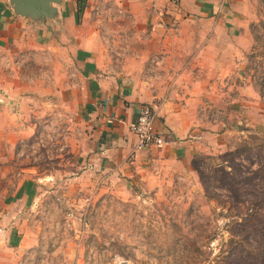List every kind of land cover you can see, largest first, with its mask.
Here are the masks:
<instances>
[{
    "label": "rangeland",
    "instance_id": "obj_1",
    "mask_svg": "<svg viewBox=\"0 0 264 264\" xmlns=\"http://www.w3.org/2000/svg\"><path fill=\"white\" fill-rule=\"evenodd\" d=\"M224 4L240 29L217 17L216 37L247 42L216 58V134L153 190L125 194L120 181L86 173L89 129L51 98H20V117L1 113L0 209L29 182L40 197L25 217L35 242L22 264H264V0H221L219 14ZM12 52L17 76L36 88L41 66ZM42 69L51 87V61Z\"/></svg>",
    "mask_w": 264,
    "mask_h": 264
},
{
    "label": "crops",
    "instance_id": "obj_2",
    "mask_svg": "<svg viewBox=\"0 0 264 264\" xmlns=\"http://www.w3.org/2000/svg\"><path fill=\"white\" fill-rule=\"evenodd\" d=\"M220 1L86 0L79 18L78 0H63L54 5L55 18L34 20L0 0V115L20 117L24 108L16 109L17 103L51 98L89 129L86 173L120 181L125 194L134 187L155 189L176 170L189 169L208 135L216 134V58L234 57L247 42L216 37L217 17L235 23L234 32L240 29L225 4L219 14ZM132 23L134 36L119 35ZM14 48L41 66L36 88L17 76ZM46 60L54 68L51 87L41 79ZM144 105L156 110L157 130L167 139L163 147L136 148L131 127ZM33 184L0 209V264H22L34 245L25 224L29 206L40 199Z\"/></svg>",
    "mask_w": 264,
    "mask_h": 264
},
{
    "label": "built area",
    "instance_id": "obj_3",
    "mask_svg": "<svg viewBox=\"0 0 264 264\" xmlns=\"http://www.w3.org/2000/svg\"><path fill=\"white\" fill-rule=\"evenodd\" d=\"M156 121L157 113L155 109L146 105L141 107L138 117L131 127L137 138V149L160 148L167 143L166 137L157 130Z\"/></svg>",
    "mask_w": 264,
    "mask_h": 264
},
{
    "label": "water",
    "instance_id": "obj_4",
    "mask_svg": "<svg viewBox=\"0 0 264 264\" xmlns=\"http://www.w3.org/2000/svg\"><path fill=\"white\" fill-rule=\"evenodd\" d=\"M63 0H10L16 14L34 20L53 19L58 11L54 5Z\"/></svg>",
    "mask_w": 264,
    "mask_h": 264
},
{
    "label": "trees",
    "instance_id": "obj_5",
    "mask_svg": "<svg viewBox=\"0 0 264 264\" xmlns=\"http://www.w3.org/2000/svg\"><path fill=\"white\" fill-rule=\"evenodd\" d=\"M85 6H86V0H78V15H79V18H81V16L83 15L84 10H85ZM256 37H257L258 41L262 39L261 36H256ZM224 173L227 174V175L230 174L226 170L224 171Z\"/></svg>",
    "mask_w": 264,
    "mask_h": 264
}]
</instances>
